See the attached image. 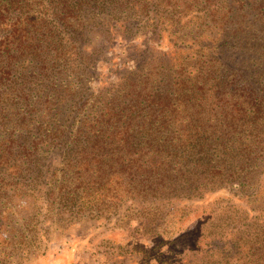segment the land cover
<instances>
[{
    "label": "trees",
    "instance_id": "trees-1",
    "mask_svg": "<svg viewBox=\"0 0 264 264\" xmlns=\"http://www.w3.org/2000/svg\"><path fill=\"white\" fill-rule=\"evenodd\" d=\"M143 16L157 39L180 28L198 40L206 35L196 28L206 21L261 29L264 0H0V183L6 167L19 179L25 171L39 172V145L32 136L68 157L63 172L68 184L59 188L58 197L71 210L107 198L103 189L113 178L127 180L123 188L137 193L131 201L139 200V206L146 194L165 191L177 197L200 187L216 190L226 182L245 186L254 178L245 165L257 160L259 152L264 156V82L259 77L250 81L238 75L243 88L236 94V82L225 81L233 74L220 72L213 60L186 65L192 74L167 60L151 79L130 70L116 81H104L97 95L85 86L113 42L105 28L92 45L96 28L102 30L100 24L109 18L131 34L132 21ZM161 55L165 59L166 52ZM163 72L160 81L168 79L152 91ZM84 93L90 95L83 99ZM225 94L228 100L221 98ZM88 96L92 103L85 108ZM81 110L86 115L74 130ZM232 136L244 145L237 163L241 169L234 148L229 150ZM214 145L222 157L213 156ZM178 164L187 167L175 169ZM73 179L78 184L71 188ZM112 196H118L117 190ZM239 233L251 235L238 228L231 242ZM263 249L264 244L250 253L259 264H264Z\"/></svg>",
    "mask_w": 264,
    "mask_h": 264
},
{
    "label": "rangeland",
    "instance_id": "rangeland-1",
    "mask_svg": "<svg viewBox=\"0 0 264 264\" xmlns=\"http://www.w3.org/2000/svg\"><path fill=\"white\" fill-rule=\"evenodd\" d=\"M132 22L131 34L122 32L123 28L109 18L100 24L104 27L102 30L96 28L93 33L92 45L97 44L105 28L111 31L113 38L109 44L111 49L101 54L102 58L97 56L102 60L86 78L85 86L90 87L94 95L104 81H116L133 70L141 78H154L151 73L161 71L160 67L166 66L167 60L173 67L213 60L220 72L227 70L233 74L225 81L236 82L233 83L236 94L243 88L240 77H249L250 81L259 77L264 82V27H244L241 22L219 27L206 21L196 28L197 34L206 35L198 40L195 34H187L188 30L180 28L169 34L164 32L160 40L146 16ZM163 52H166L165 59ZM111 57L112 62H107ZM186 67V74H192V66ZM158 75V82L152 83V91L168 79L166 76L160 81L164 72ZM83 95L85 99L90 94ZM227 97L226 94L221 96L224 100H228ZM91 103L89 98L85 108ZM85 115L81 110L71 128L78 129ZM232 138L235 142L228 144L229 150L234 148L235 162L241 163L244 145L237 136ZM31 139L39 145L36 167L39 172L35 175V172L25 171L22 173L25 177L19 179L15 174L9 175L12 170L6 167L5 178L0 183V264L260 263L250 253L264 244V156L261 152L257 160L245 165L254 177L247 179L245 186L226 182L216 190L200 187L177 197L165 191L157 196L146 194L139 206L136 204L139 200L131 201L132 195L137 193L123 188L127 180L113 178L103 189L107 198L93 205H83L80 210H71L58 197L59 188L68 184L65 182L68 178L63 176L68 157L58 147L39 142L38 137ZM215 149L216 145L213 156L222 157L223 152ZM237 166L241 169V164ZM186 167L178 164L175 169ZM77 184L73 179L69 186ZM116 190L118 196L113 197ZM77 194L80 195L81 190H77ZM238 228L248 229L251 235L236 234L238 239L231 242ZM240 236L247 240L239 239ZM249 245L253 247H246ZM260 251L264 255V249Z\"/></svg>",
    "mask_w": 264,
    "mask_h": 264
}]
</instances>
